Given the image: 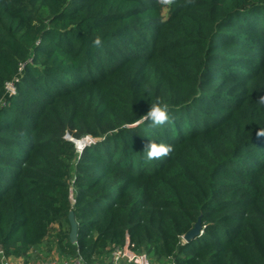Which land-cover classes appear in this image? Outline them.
Listing matches in <instances>:
<instances>
[{
    "label": "trees",
    "instance_id": "obj_1",
    "mask_svg": "<svg viewBox=\"0 0 264 264\" xmlns=\"http://www.w3.org/2000/svg\"><path fill=\"white\" fill-rule=\"evenodd\" d=\"M261 96L264 0H0V248L27 259L65 224L62 257L128 237L156 262L264 264ZM151 141L173 151L146 161Z\"/></svg>",
    "mask_w": 264,
    "mask_h": 264
},
{
    "label": "built area",
    "instance_id": "obj_2",
    "mask_svg": "<svg viewBox=\"0 0 264 264\" xmlns=\"http://www.w3.org/2000/svg\"><path fill=\"white\" fill-rule=\"evenodd\" d=\"M8 85L11 86L10 89H8ZM5 88L8 93H14V87L11 82L6 83ZM93 143L94 142H92L90 139L88 145ZM70 201L72 204L74 203L72 197H70ZM150 258L152 257L145 253L135 252L133 250V245L129 242L128 237H126L125 243L122 246L111 247L108 249V253L105 257L93 262H88L79 254V252L70 257L50 255L48 258L37 260L33 263L28 261L23 262V258L6 257L3 250L0 248V264H17V262L14 260L23 262L19 264H152Z\"/></svg>",
    "mask_w": 264,
    "mask_h": 264
},
{
    "label": "clouds",
    "instance_id": "obj_3",
    "mask_svg": "<svg viewBox=\"0 0 264 264\" xmlns=\"http://www.w3.org/2000/svg\"><path fill=\"white\" fill-rule=\"evenodd\" d=\"M93 45L96 47L102 46L100 37H96L94 39ZM258 103L264 106V96L259 98ZM144 118L150 121L153 127L165 126L170 122L169 107L167 104L161 103L159 100H157L151 105ZM256 135L259 137H264V128L258 129ZM172 151L173 147L170 144L156 143L155 141H151L142 153L143 158L146 161H151L153 159L166 157Z\"/></svg>",
    "mask_w": 264,
    "mask_h": 264
},
{
    "label": "rangeland",
    "instance_id": "obj_4",
    "mask_svg": "<svg viewBox=\"0 0 264 264\" xmlns=\"http://www.w3.org/2000/svg\"><path fill=\"white\" fill-rule=\"evenodd\" d=\"M166 14H167L166 11H164L163 15L166 16ZM10 88H11V86L8 85V89H10ZM66 231H67V227L65 224H64L63 228L61 229V231L58 230L57 226L50 227L49 234L43 240L39 249L36 252L31 253L27 259L23 258V262H25L27 260L28 262L33 263V262H36L37 260L48 258L50 255H54V256L58 255L57 249H56L57 241H58L57 235L62 234V233H66ZM58 256H60V255H58ZM150 259H151L152 264H168L167 262H156L152 258H150ZM14 261H16L17 264L23 263V262H20L17 260H14Z\"/></svg>",
    "mask_w": 264,
    "mask_h": 264
},
{
    "label": "water",
    "instance_id": "obj_5",
    "mask_svg": "<svg viewBox=\"0 0 264 264\" xmlns=\"http://www.w3.org/2000/svg\"><path fill=\"white\" fill-rule=\"evenodd\" d=\"M66 139L71 141V142H73L75 144V148H76V151L78 153H81L82 150L84 149V147L88 146V143H89V141L88 142H84L83 139L80 140V141L72 140L69 137L66 138ZM91 141L95 143L96 140H91ZM78 142H82V145L76 146V143H78ZM67 222H68V225H69V233H68L69 242L71 244L75 245L76 244V240H77L78 226H77V223H76V221L74 219L73 212H69L68 217H67ZM198 233H199V226H198V224H196L194 229L183 237V241L185 243H187L193 237L198 235Z\"/></svg>",
    "mask_w": 264,
    "mask_h": 264
},
{
    "label": "bare ground",
    "instance_id": "obj_6",
    "mask_svg": "<svg viewBox=\"0 0 264 264\" xmlns=\"http://www.w3.org/2000/svg\"><path fill=\"white\" fill-rule=\"evenodd\" d=\"M84 140H85L84 142H87L88 140L90 141V139H89V138H87V139H86V138H84ZM80 145H82V144H80ZM76 146H79V145H77V143H76Z\"/></svg>",
    "mask_w": 264,
    "mask_h": 264
}]
</instances>
